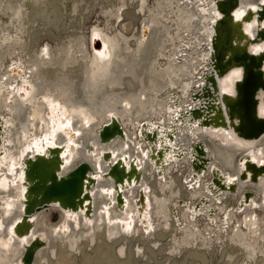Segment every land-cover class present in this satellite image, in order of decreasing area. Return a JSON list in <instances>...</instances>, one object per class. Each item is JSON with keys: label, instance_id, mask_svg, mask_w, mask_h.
I'll return each instance as SVG.
<instances>
[{"label": "bare ground", "instance_id": "1", "mask_svg": "<svg viewBox=\"0 0 264 264\" xmlns=\"http://www.w3.org/2000/svg\"><path fill=\"white\" fill-rule=\"evenodd\" d=\"M130 1L140 4L139 34L124 24L120 32L116 23H111L118 21ZM239 1L241 15L248 5L264 4V0ZM83 3L87 0H72L71 11L80 12ZM215 13V0H155L153 6L148 0H123L113 13L105 12L110 19L106 30L99 24L91 28L90 40L74 36L56 54L48 43L33 53L34 40L39 37L32 36V42L26 44L22 37L26 28L35 35V28L43 23V29L51 28L50 34H60L67 30L63 11L48 0H0V264H41L46 253L58 259L59 247L74 251L84 240L89 247L104 237L110 242L122 240L118 253L126 256L128 240L148 241L171 225L172 233L181 234L174 240V245L178 242L175 248L202 247L216 230L227 231L237 217L240 222L232 231L233 240L251 257L257 255L258 241H264L260 216L264 180L236 182L234 178L244 154L252 149L264 152V134L252 144L245 143L232 131L201 129L191 118L197 108L221 104L223 92H232L234 79L240 77V71H235L238 76L233 73L223 84L212 87L203 76L209 73L205 68L210 62ZM245 30L255 36L258 29L255 24ZM262 49L263 45L255 53ZM204 84L209 88L203 89ZM215 90L218 95L214 100ZM196 94L201 101L193 100ZM48 107L63 110L68 124L79 133L70 140L76 153L51 180H62L82 165L89 167V174L99 171V175L83 188V207L65 212L53 203L42 206L31 216V235L21 240L9 230L24 217L19 202L23 196L19 167L33 146L48 140L49 136L42 137L51 129L44 116ZM259 111L264 115V106ZM113 119L118 120L125 136L100 145V131ZM148 121L153 124L145 127L143 135L154 141L153 146L143 138L139 144L138 132ZM42 123L45 125L40 126ZM50 137L58 145L69 140L63 134L56 136L55 131ZM81 144L84 147L79 148ZM88 145L96 151L86 150ZM199 145L210 163L198 165L201 169L197 172L193 161ZM104 152L112 154L104 157ZM152 155L161 159L150 162ZM132 161L143 167L139 185H134L135 179L132 184L127 180L122 183L136 173ZM118 163L125 165V171L117 170L114 165ZM183 167L189 192L186 201L172 176ZM108 172L118 173L117 186L107 178ZM157 189L162 193L157 194ZM230 196L237 205L227 209L223 201ZM55 210L61 220L52 226L46 220ZM202 218L206 230L199 224ZM29 247L35 253L26 263ZM135 253L150 260L141 246ZM68 260L69 256H61L58 264Z\"/></svg>", "mask_w": 264, "mask_h": 264}, {"label": "water", "instance_id": "2", "mask_svg": "<svg viewBox=\"0 0 264 264\" xmlns=\"http://www.w3.org/2000/svg\"><path fill=\"white\" fill-rule=\"evenodd\" d=\"M259 4L248 5L241 15L239 0H215L216 13L212 26L214 33L211 39L210 62L209 66L205 68L209 73L203 74V76L212 87H217L220 83L223 84L235 71H240V77L234 79L232 92H223L221 104L224 105V109L219 103H208V108H197L196 112L191 115L193 121L201 129H212L216 132L219 130L232 131L237 139L250 144L264 134V115H261L259 111L260 107L264 106V4ZM255 24L258 30L256 35L252 36L246 32L245 27ZM261 45H263V49L255 53L256 48ZM201 87L207 89L209 85L204 84ZM217 92L214 91V100L218 95ZM194 97L193 100H202L200 94H196ZM174 98H178L177 95H174ZM56 111L63 112L57 107H48L44 115L50 123L51 129L48 134L43 133L42 137L49 136L48 140L46 142L44 140L40 146H33L28 151L29 156L23 159V163L19 167L23 188V196L19 202L24 206V217L9 230H13L14 235L21 240L31 235L34 228L31 216L39 212L42 206L53 203L65 212L78 211L79 207H83L85 204L83 188L90 186L91 181L96 180L99 175V171L89 174V167L86 168L82 165L62 180L56 179V182L51 180L52 176H57L58 172L63 170L69 157L76 153V145L70 140L79 136V133L72 129V124H68L64 118L65 112L60 115ZM152 124V121L142 123L138 132L139 144L143 138L149 146H153L154 141L143 135L145 131L147 132L145 127ZM44 125L42 123L40 126ZM54 131L56 136L63 134L68 136L69 140L63 145L54 143L50 137ZM117 136L123 138L125 131L118 120L113 119L100 131L99 144L110 143ZM2 145L0 135V161L3 159ZM202 146L199 145L196 148V158L193 161V169L197 172L201 169L197 168L198 165L206 161V163H210ZM82 147H84L83 144L79 146V148ZM86 150L94 153L96 147L88 145ZM111 154V152H104L103 156H111ZM158 159L160 160L161 157L155 159L152 155L150 162L158 161ZM131 163L135 169L133 171L136 173L123 179L122 183L127 180L129 184H132L131 181L135 179L134 185H139L143 179V167L137 166L136 161ZM143 163L145 164V162ZM114 166L117 167V170L125 171V165L122 163ZM238 166L239 175L234 178L236 182L264 180V152L252 149L239 159ZM106 174L107 178L113 181L114 186H117L118 173L108 172ZM236 188L237 185L234 186L235 190ZM79 202L81 203L79 204ZM21 228L23 231H20ZM28 249L30 251L24 258L26 263L32 261L35 253L32 247Z\"/></svg>", "mask_w": 264, "mask_h": 264}, {"label": "rangeland", "instance_id": "3", "mask_svg": "<svg viewBox=\"0 0 264 264\" xmlns=\"http://www.w3.org/2000/svg\"><path fill=\"white\" fill-rule=\"evenodd\" d=\"M49 4L53 2L61 8L64 13L63 21L65 23L67 30L59 34L56 32V35L50 34L49 28L43 29V23L40 26L35 28V35L33 31H29L28 27L26 31L22 34L24 42L26 44L32 42V36L39 37L37 40H34V47L32 49L33 53L39 51L44 44H50L54 53L61 48L69 39L76 36L80 38L85 36L90 40V31L94 25L99 24L105 30L107 29L108 19L105 15V12H108V15L113 13L116 8L119 7L120 2L123 0H87V3H83V7L80 12L73 13L72 9V0H48ZM150 6H153L155 0H148ZM55 6V5H54ZM64 6V7H63ZM52 9V8H51ZM140 4L136 2H129L128 6L124 7L122 14L117 19H113L111 23H116L118 31L121 32V24L132 27L133 31L135 30L139 34L140 26L142 24L140 13ZM124 12H129L128 15ZM120 26V28H119ZM37 32V35H36ZM131 35V34H128ZM31 41V42H30ZM56 54V53H55ZM25 57V53H22ZM186 167L180 168L176 174L173 173V178L175 180V186L181 190L182 199L186 201L188 198L186 194L189 192L186 190L185 183L186 179ZM153 184V183H152ZM151 184V185H152ZM185 184V185H184ZM153 187L155 185L153 184ZM157 194H161V190L157 189ZM226 204L227 209L236 207L237 202L233 196H230L228 199L223 201V204ZM260 216L264 219V209L260 211ZM239 217L234 219V223H231L227 231L218 232L216 228V234L213 233L211 241L208 245H185L182 250L175 248L178 246L174 245V240L180 238L181 234L179 231L172 233L173 225L169 229H166L168 237L162 240L161 242H156V238L148 240L143 244L142 239H130L127 242V255L121 256L118 253L121 240L110 242L104 237L103 240H98V244L95 246H88V243L84 242L80 245L77 250H68L66 248L58 249V259L51 258L48 256V253L44 254L41 264L45 260H49V263L45 264H58L61 256H69V260L66 264H264V241L259 240L257 245V255L251 257L247 254L246 250L243 248L240 243L233 240L232 231L236 225L240 222ZM61 220V215L58 211L51 213L49 220H46L48 224L55 226ZM172 222L174 220L172 219ZM173 224V223H172ZM199 224L204 228L206 227V220L204 218L200 219ZM206 230V228H204ZM160 239L164 237L162 234H157ZM98 239V237H97ZM101 241V242H100ZM145 241V240H143ZM183 241L186 242L185 239ZM144 249L147 257L150 258L148 261L145 258L139 257L136 253V247L139 246ZM136 254V255H135ZM232 257V259L230 258ZM37 264V263H36Z\"/></svg>", "mask_w": 264, "mask_h": 264}, {"label": "crops", "instance_id": "4", "mask_svg": "<svg viewBox=\"0 0 264 264\" xmlns=\"http://www.w3.org/2000/svg\"><path fill=\"white\" fill-rule=\"evenodd\" d=\"M166 195L168 196L169 193H167ZM159 234H161V235L163 234L164 237H163L162 239H160V238L158 237V235H156V236H155V238H156L155 243H156V242H161L162 240H164L165 238L168 237V235H167V233H166L165 231H161ZM176 239L178 240L179 238H176ZM140 241H142L143 244H145V243L147 242V241H143V240H140ZM112 242H115V241H112ZM121 243H123L122 240H121ZM97 244H98V243H97ZM140 245H142V244L139 242V246H140ZM180 251H181V250H180Z\"/></svg>", "mask_w": 264, "mask_h": 264}, {"label": "snow or ice", "instance_id": "5", "mask_svg": "<svg viewBox=\"0 0 264 264\" xmlns=\"http://www.w3.org/2000/svg\"><path fill=\"white\" fill-rule=\"evenodd\" d=\"M234 75H237V76H238V75H239V73H234ZM57 107H58V105H57Z\"/></svg>", "mask_w": 264, "mask_h": 264}]
</instances>
